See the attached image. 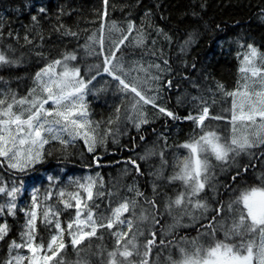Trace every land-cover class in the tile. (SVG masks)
Returning a JSON list of instances; mask_svg holds the SVG:
<instances>
[{
    "label": "snow or ice",
    "instance_id": "1",
    "mask_svg": "<svg viewBox=\"0 0 264 264\" xmlns=\"http://www.w3.org/2000/svg\"><path fill=\"white\" fill-rule=\"evenodd\" d=\"M189 7L195 28L157 23L158 4L118 26L112 0H97L92 27L73 30L61 21L75 10L41 6L23 36L0 15V70L24 63L17 46L35 60L0 76V264H153L167 236L192 229L168 242L166 264H264V38L229 37L235 84L209 81L188 57L225 27L206 0Z\"/></svg>",
    "mask_w": 264,
    "mask_h": 264
},
{
    "label": "trees",
    "instance_id": "2",
    "mask_svg": "<svg viewBox=\"0 0 264 264\" xmlns=\"http://www.w3.org/2000/svg\"><path fill=\"white\" fill-rule=\"evenodd\" d=\"M201 3L205 0H143V5L139 9L128 8L125 11V7L128 5H135L136 0H112V3L115 5V8L111 10V20L117 21L118 26L119 22L123 21L124 16L127 15L128 11L135 13V19L137 24L140 22V17L143 14L144 6L154 7L155 5H160V9L157 10L154 19L157 23H160V16H170V25L175 28L177 24H180L182 27H187L192 25V28H195V17L190 15L191 3ZM207 9L203 13L205 18L211 19L214 22H219L222 26L225 27V31L221 33H212V32H203L198 40V43L193 46L191 51V56L188 57L190 65L193 62V57L195 58L194 62L196 63L197 69L203 67L206 69L208 80L212 81L219 80L225 82L231 88L237 79V60L235 58V46H231V51H229V37H235L238 33L246 32L254 37L259 44L261 39L264 38V24L258 19V6L264 4V0H206ZM65 5V13H68L70 10H75V14L71 15L69 19L68 16H65V19L61 23L71 24L74 26L73 30H76V22L79 20L80 29H90L91 24L86 23V21H91L95 19L92 14L94 8L97 4V0H0V15H3L5 22H11L13 28L21 29V36H23L22 25L29 23V18L32 14L35 13V10L41 6L48 9L47 15L55 16L57 10L61 5ZM18 9V10H17ZM188 12L189 15L185 17L183 14ZM51 23V22H50ZM214 26V25H213ZM44 28V37L48 41L49 47L63 45L57 40L55 35L49 37L48 23L43 25ZM189 28V30H192ZM223 40L225 43L223 46L220 45V41ZM83 43V40H81ZM20 44H23V40L20 41ZM21 52H24V63L18 70H12L11 72L7 70H0V76L16 77L24 76L30 70L28 65L30 63H35V60L28 55V49L20 48L17 46L16 55L19 56ZM140 53H137L139 55ZM189 65V66H190ZM31 71H35L34 68ZM198 75V73H193V76ZM30 83V82H29ZM10 86L13 89H16L18 84L16 80H12ZM99 87V85H97ZM205 89L209 87H214L211 83L203 84ZM187 89L191 92L192 95H195V91L192 89L191 84L183 85L181 91ZM26 91V88L24 89ZM173 102H175L173 97ZM231 106V101L228 102V107ZM106 105L103 104V101L94 102V110L99 113ZM96 119L99 118L94 117ZM161 119V123H162ZM159 125H157L158 127ZM151 131V129H149ZM187 131V129H186ZM171 142V141H170ZM114 159H120L119 156L114 157ZM255 163V161H253ZM69 167H72L71 165ZM76 168L79 165L75 166ZM109 169L104 170L105 176H107ZM113 176L117 174L116 169H111ZM170 222V221H169ZM199 227V226H197ZM197 235L196 229L192 230H177L174 235H169L166 237L165 243L168 244V247L165 249H157L152 253L153 264H162L164 262V254L170 253L175 254L176 245L169 244V241H179L182 237H188L189 239ZM143 252V248L140 249ZM161 252L162 255L157 261L156 253ZM75 259V257H72ZM98 259V258H97ZM137 264H139L140 257H137Z\"/></svg>",
    "mask_w": 264,
    "mask_h": 264
},
{
    "label": "rangeland",
    "instance_id": "3",
    "mask_svg": "<svg viewBox=\"0 0 264 264\" xmlns=\"http://www.w3.org/2000/svg\"><path fill=\"white\" fill-rule=\"evenodd\" d=\"M99 85V84H98ZM183 223H188V220L187 219H185L184 221H183ZM167 254H168V252H167ZM167 254H164V256H163V260H164V262L162 263V264H166V261H165V257H167L168 255ZM159 262V261H158Z\"/></svg>",
    "mask_w": 264,
    "mask_h": 264
}]
</instances>
